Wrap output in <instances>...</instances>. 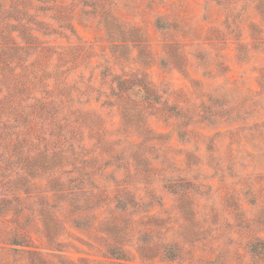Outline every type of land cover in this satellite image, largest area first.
I'll use <instances>...</instances> for the list:
<instances>
[{
    "label": "rangeland",
    "instance_id": "rangeland-1",
    "mask_svg": "<svg viewBox=\"0 0 264 264\" xmlns=\"http://www.w3.org/2000/svg\"><path fill=\"white\" fill-rule=\"evenodd\" d=\"M29 5L52 52L77 49L49 58L48 113L0 109V264H264V0ZM28 78L23 107L57 96Z\"/></svg>",
    "mask_w": 264,
    "mask_h": 264
},
{
    "label": "trees",
    "instance_id": "trees-1",
    "mask_svg": "<svg viewBox=\"0 0 264 264\" xmlns=\"http://www.w3.org/2000/svg\"><path fill=\"white\" fill-rule=\"evenodd\" d=\"M83 1L89 2L92 0ZM30 2L31 0H0V109L2 111H7V114L5 115L6 119L16 123L20 122L24 125L28 123L29 117L33 114L35 115L37 109L43 113H48L50 106H52L54 100H56L55 98L63 95V93H61L63 89L60 90L58 87L51 88L50 85H48V81L45 82V86H42L43 81L45 80L44 72L46 69L52 68V71H46V74L48 75L49 73H53V71H58L57 68L59 66L57 64L53 63V66L51 64L48 65L49 58H57L59 62H62L61 59H72L74 51L77 49L75 46H72L63 53L52 52L55 46L51 44V41L44 40L45 37L50 35V33H46L45 30V27L49 25H43V23H39L36 19H33L32 15L29 14V10L34 8L35 11L40 12L41 7L38 5L35 7H29ZM32 20H35L37 23ZM32 24H35L34 27H31L33 26ZM157 27L163 28L160 21L157 22ZM55 32L57 31L51 30V33L56 34ZM81 49H83L82 46ZM86 53H88V51ZM29 59H33L34 61L32 64L26 65L25 63ZM36 69L37 71H35ZM28 75H30L32 79L38 81L37 85L42 88V94L48 95V93H54L57 96L54 97L51 95L53 98L51 100L48 98L39 99L36 97L33 99L38 103L36 104L37 108H34L33 105L23 107L20 101L15 99L14 94L21 98L20 95L28 93L27 85H31L28 83ZM115 81L117 87L113 92V96L117 97V93H125L131 96L139 93L142 94L144 101L150 102L152 100L150 97V87H143V85H140L138 82L130 87H126L124 81H121L120 79H115ZM7 97V103H9L11 107H8V104L5 103ZM43 100H49V103L43 102ZM118 106L122 110L125 108L121 105ZM1 118L3 117H0V119ZM135 119L136 117L133 118L131 122L133 124L135 123V126H137L139 124V119H137V121ZM7 122L8 121L6 120L5 124ZM14 150L18 152L17 148ZM68 181L70 184H76L74 183L76 182L75 180L70 179ZM63 192H65V190H63ZM7 244L15 252L19 250L17 249L18 247L23 249L24 253L31 252V247L28 245L29 241L26 231L19 226H15L11 229V235ZM177 253V248L171 246L165 249L164 256L167 260L174 262L179 256ZM111 255L115 256L114 253H111ZM117 259L124 260L122 258Z\"/></svg>",
    "mask_w": 264,
    "mask_h": 264
}]
</instances>
